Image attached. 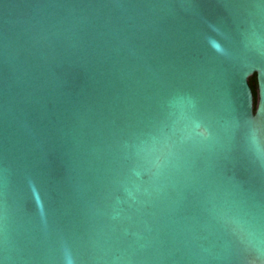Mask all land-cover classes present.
Instances as JSON below:
<instances>
[{
	"label": "water",
	"instance_id": "obj_1",
	"mask_svg": "<svg viewBox=\"0 0 264 264\" xmlns=\"http://www.w3.org/2000/svg\"><path fill=\"white\" fill-rule=\"evenodd\" d=\"M262 78L264 0H0V264H264Z\"/></svg>",
	"mask_w": 264,
	"mask_h": 264
},
{
	"label": "trees",
	"instance_id": "obj_2",
	"mask_svg": "<svg viewBox=\"0 0 264 264\" xmlns=\"http://www.w3.org/2000/svg\"><path fill=\"white\" fill-rule=\"evenodd\" d=\"M250 85L253 89L254 96H255V105L258 103V83H257V77L256 75L252 76L249 80Z\"/></svg>",
	"mask_w": 264,
	"mask_h": 264
},
{
	"label": "snow or ice",
	"instance_id": "obj_3",
	"mask_svg": "<svg viewBox=\"0 0 264 264\" xmlns=\"http://www.w3.org/2000/svg\"><path fill=\"white\" fill-rule=\"evenodd\" d=\"M261 87H262V91H264V78H262V85H261ZM261 111H264V107L261 108Z\"/></svg>",
	"mask_w": 264,
	"mask_h": 264
}]
</instances>
